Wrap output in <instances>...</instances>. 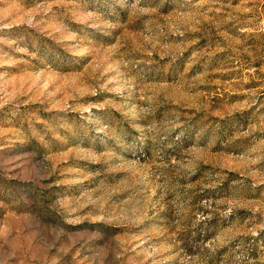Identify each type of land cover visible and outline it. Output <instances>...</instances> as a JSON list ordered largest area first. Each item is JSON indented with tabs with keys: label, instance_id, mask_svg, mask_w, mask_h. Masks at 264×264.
<instances>
[{
	"label": "rangeland",
	"instance_id": "rangeland-1",
	"mask_svg": "<svg viewBox=\"0 0 264 264\" xmlns=\"http://www.w3.org/2000/svg\"><path fill=\"white\" fill-rule=\"evenodd\" d=\"M0 264H264V0H0Z\"/></svg>",
	"mask_w": 264,
	"mask_h": 264
}]
</instances>
